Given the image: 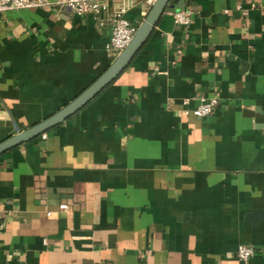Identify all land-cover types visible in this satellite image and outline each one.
Segmentation results:
<instances>
[{"label": "crops", "instance_id": "obj_1", "mask_svg": "<svg viewBox=\"0 0 264 264\" xmlns=\"http://www.w3.org/2000/svg\"><path fill=\"white\" fill-rule=\"evenodd\" d=\"M42 1L0 11V142L113 60V11L137 27L149 8ZM210 97L209 115L183 113ZM0 264H264V0H170L93 98L0 152Z\"/></svg>", "mask_w": 264, "mask_h": 264}, {"label": "built area", "instance_id": "obj_2", "mask_svg": "<svg viewBox=\"0 0 264 264\" xmlns=\"http://www.w3.org/2000/svg\"><path fill=\"white\" fill-rule=\"evenodd\" d=\"M154 0H145V3L150 6ZM58 4L67 6L70 10L77 14H90L93 17L99 15L105 9L103 0H57ZM260 0H250V5L255 6ZM42 0H0V11L9 9H19L42 4ZM190 10L187 8H177L170 11L173 22L187 25L190 19ZM110 35L105 44L107 54L114 57L121 51L130 41L136 25L129 22L122 15V10L118 9L112 12ZM183 104L187 100L182 101ZM217 104L215 97L201 98L199 102L191 109H184V114H192L197 117L209 115ZM43 136V135H42ZM59 209H66L65 204H60ZM48 214V213H47ZM253 254V248L248 245L238 244L235 249V256L240 261L247 260Z\"/></svg>", "mask_w": 264, "mask_h": 264}, {"label": "water", "instance_id": "obj_3", "mask_svg": "<svg viewBox=\"0 0 264 264\" xmlns=\"http://www.w3.org/2000/svg\"><path fill=\"white\" fill-rule=\"evenodd\" d=\"M169 1L170 0H154L149 6L143 20L137 25L129 43L115 55L113 60L89 85H87L79 94L48 117L27 129L2 140L0 142V152L26 141L44 130L58 124L93 98L129 63L135 52L145 41L153 25Z\"/></svg>", "mask_w": 264, "mask_h": 264}]
</instances>
